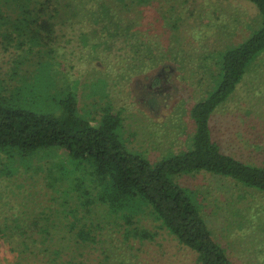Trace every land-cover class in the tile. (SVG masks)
Listing matches in <instances>:
<instances>
[{"label": "rangeland", "instance_id": "obj_1", "mask_svg": "<svg viewBox=\"0 0 264 264\" xmlns=\"http://www.w3.org/2000/svg\"><path fill=\"white\" fill-rule=\"evenodd\" d=\"M32 8L49 33L20 35L17 15L0 26L1 102L53 114L74 94L92 125L109 107L127 148L151 163L189 149L191 109L217 89L224 53L260 25L245 0H32ZM210 126L223 153L264 168V51ZM71 170L57 149L0 153V229L14 233L0 234V264H198L148 205L114 213L97 201L103 188L90 170ZM176 182L232 264H264V193L204 172ZM80 229L92 238L81 242Z\"/></svg>", "mask_w": 264, "mask_h": 264}, {"label": "trees", "instance_id": "obj_2", "mask_svg": "<svg viewBox=\"0 0 264 264\" xmlns=\"http://www.w3.org/2000/svg\"><path fill=\"white\" fill-rule=\"evenodd\" d=\"M245 1L258 11L259 29L247 41L224 53L217 89L191 109L195 130L189 149L151 163L127 148L118 134L121 119L109 107L92 125L79 116L76 96L67 94L53 114L8 107L0 100V153H17L27 159L41 150H60L67 155L72 170H90L103 188L97 201L108 205L114 213L134 211L133 203L146 204L163 229L195 254L198 264H232L212 238L190 192L176 178L204 172L264 193V168L223 153L212 138L210 126L214 111L235 91L251 61L264 51V0ZM37 11L32 8V0H0V26H10V16L17 15V23L11 26L20 35L36 34L35 29L49 33V22L38 20L42 9ZM59 169L63 174L69 172L62 165ZM82 186L79 183L77 190L86 194L81 206L87 207L91 202ZM129 217L124 218L128 221ZM0 234L14 233L11 227H4ZM76 235L81 242L92 238L90 229H80Z\"/></svg>", "mask_w": 264, "mask_h": 264}]
</instances>
